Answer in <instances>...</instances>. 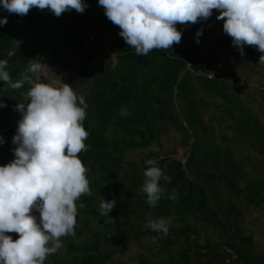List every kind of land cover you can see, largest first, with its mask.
<instances>
[{
    "label": "trees",
    "instance_id": "obj_1",
    "mask_svg": "<svg viewBox=\"0 0 264 264\" xmlns=\"http://www.w3.org/2000/svg\"><path fill=\"white\" fill-rule=\"evenodd\" d=\"M83 2V13L73 9L59 17L37 8L19 16L0 6V18L8 20L0 26V60L8 61L13 81L30 59L45 63L59 70L63 83L88 105L83 121L88 150L78 157L88 168L92 195L76 201L82 220L75 235L86 239L61 238L67 264H106L113 242L121 247L133 241L143 248L144 240L147 252L138 253L135 264H264V250H257L253 234L245 232L242 210L264 205V122L251 107L256 95L237 89L238 82L258 73L254 47L245 45L241 56L222 35L204 51L199 43L205 41L208 21L201 20L177 24L182 39L172 49L138 56L98 0ZM222 46L233 65L217 70L222 60L215 52ZM33 81L51 82L42 74ZM29 87L13 90L0 81V101L7 105L0 108V166L15 158L12 138L21 113L14 106ZM124 109L130 115L121 117ZM213 123L225 132H215ZM170 127L183 135L180 146L186 150L180 159L160 150ZM152 145L159 150L149 151ZM144 150L138 161L127 159L130 151ZM149 158L171 178L160 181L166 191L154 208L141 192ZM103 199L116 201L109 216L98 210ZM161 217L170 220L166 236L146 226ZM55 257L44 264H59Z\"/></svg>",
    "mask_w": 264,
    "mask_h": 264
},
{
    "label": "clouds",
    "instance_id": "obj_2",
    "mask_svg": "<svg viewBox=\"0 0 264 264\" xmlns=\"http://www.w3.org/2000/svg\"><path fill=\"white\" fill-rule=\"evenodd\" d=\"M98 4L138 56L154 49H172L182 39L177 24L207 20L213 10L218 11L223 32L232 38L241 56L245 45L264 53V0H98ZM0 6L19 16L37 8L56 17L73 9L83 13L87 7L83 0H0ZM7 23L6 17L0 18V26ZM201 35L202 30L196 33L197 43ZM259 62H264V54ZM7 66V60H0V81L7 88L30 87L23 93V101L14 106L21 113L12 138L15 158L0 166V264H44L49 255L63 247L61 238L75 234L76 201L82 195H92L88 168L78 157L88 150L85 141L89 133L83 126L88 105L68 83L53 86L34 82L33 77L48 68L45 63L30 59L15 81ZM3 107L7 105L0 101ZM120 115L130 113L124 109ZM144 163L148 167L143 172L141 192L154 208L166 191L160 181L170 182L171 178L156 166L155 158ZM115 203L103 199L100 214L109 216ZM169 224L170 220L161 217L149 220L146 226L166 236ZM7 233L18 234V239ZM156 240L153 237V242Z\"/></svg>",
    "mask_w": 264,
    "mask_h": 264
},
{
    "label": "rangeland",
    "instance_id": "obj_3",
    "mask_svg": "<svg viewBox=\"0 0 264 264\" xmlns=\"http://www.w3.org/2000/svg\"><path fill=\"white\" fill-rule=\"evenodd\" d=\"M219 15L218 11L213 10L212 16L207 19L208 25L206 27V36L204 43H199L204 51L209 50V44L211 42H216L217 40H220V37L223 35L229 42L232 41V38L225 34L223 32V21L217 20V16ZM188 38H192V36L188 35ZM225 47H219L216 49L215 55L219 57L220 60H222V69H227L229 67H232L233 62L231 61L230 57H227V54L225 52ZM254 56H257V61L260 64V66L257 68L258 73L256 75H252L249 78H245L242 81L238 82L237 89L239 91H243L247 94H253L256 95L258 102L253 103L251 107L253 110L261 117V119L264 122V102L261 101L259 98V93L262 94L264 97V62H259V57L264 54L260 53L255 47H254ZM93 66V64H92ZM47 77L51 82L53 86H60L63 83V75L60 73L59 70L55 69L54 67L48 66V68H45L42 73H40ZM259 95V96H258ZM259 98V99H258ZM206 118V117H205ZM207 119V118H206ZM213 129L215 132H220L223 130L222 128H219L217 124L213 123ZM224 131V130H223ZM225 132V131H224ZM182 134L178 132L177 130L170 127L167 131L166 135H163V138L161 140L162 147H161V153L171 155V156H177L178 159L181 158V153H183L186 148L184 146H180V142L182 140ZM149 151H157L159 150L157 145H152L149 149ZM148 150L141 151V154H137L134 151H130L127 154V159L138 161V159L141 158L143 154H145ZM243 211H246L245 213V227L246 231H250L256 242V248L257 250H264V205L261 207H242ZM38 215V214H37ZM82 220V219H81ZM80 219H77V223L75 228L81 227ZM8 235H11V233H7ZM12 236V235H11ZM13 240L18 239L17 237H12ZM213 238V236H212ZM86 239V234H82L79 236H76L75 234L70 237L71 241H77L78 243L83 242ZM63 247L59 249L55 254V259L59 264H67V256L68 251L65 247V241L63 240ZM143 248L138 246V244L134 243L133 241H128L124 243L121 247L117 246V242H113L109 250L113 251V253H106V264H135L133 262V258L138 255V253H146L147 248L149 246V243L144 240L143 241ZM174 248H172L173 250ZM167 253L162 255V258H166ZM50 255L46 258L45 262H51Z\"/></svg>",
    "mask_w": 264,
    "mask_h": 264
},
{
    "label": "built area",
    "instance_id": "obj_4",
    "mask_svg": "<svg viewBox=\"0 0 264 264\" xmlns=\"http://www.w3.org/2000/svg\"><path fill=\"white\" fill-rule=\"evenodd\" d=\"M189 69H190V65L188 64V65H187V70H189ZM216 69H217V70H221V69H222V64H221V63L218 64ZM197 75H201V72H198ZM212 76H213V75L209 74V75H207V78H212Z\"/></svg>",
    "mask_w": 264,
    "mask_h": 264
}]
</instances>
